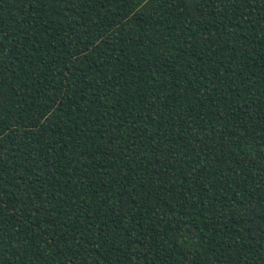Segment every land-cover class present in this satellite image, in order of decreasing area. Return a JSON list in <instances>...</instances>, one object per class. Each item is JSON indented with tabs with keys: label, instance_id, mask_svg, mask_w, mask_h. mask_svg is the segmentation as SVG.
Masks as SVG:
<instances>
[{
	"label": "trees",
	"instance_id": "obj_1",
	"mask_svg": "<svg viewBox=\"0 0 264 264\" xmlns=\"http://www.w3.org/2000/svg\"><path fill=\"white\" fill-rule=\"evenodd\" d=\"M0 264H264V0H0Z\"/></svg>",
	"mask_w": 264,
	"mask_h": 264
},
{
	"label": "snow or ice",
	"instance_id": "obj_2",
	"mask_svg": "<svg viewBox=\"0 0 264 264\" xmlns=\"http://www.w3.org/2000/svg\"><path fill=\"white\" fill-rule=\"evenodd\" d=\"M3 37H2V35H0V39H2Z\"/></svg>",
	"mask_w": 264,
	"mask_h": 264
}]
</instances>
